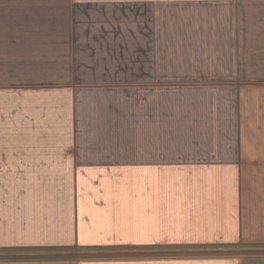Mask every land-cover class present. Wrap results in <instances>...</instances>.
<instances>
[{"label":"crops","instance_id":"0c3cea01","mask_svg":"<svg viewBox=\"0 0 264 264\" xmlns=\"http://www.w3.org/2000/svg\"><path fill=\"white\" fill-rule=\"evenodd\" d=\"M1 257L264 264V0H0Z\"/></svg>","mask_w":264,"mask_h":264},{"label":"rangeland","instance_id":"374dc122","mask_svg":"<svg viewBox=\"0 0 264 264\" xmlns=\"http://www.w3.org/2000/svg\"><path fill=\"white\" fill-rule=\"evenodd\" d=\"M23 253V252H22ZM6 255H12L11 253H5ZM26 254V253H25ZM50 253H38V257H40V258H43L44 256L43 255H47L46 257H49L48 255H49ZM27 255H35V254H27ZM236 256H242V253H237V255ZM51 257V256H50ZM1 259V261L2 260H7V259H9L10 260V258H6V259H4L3 257H1L0 258Z\"/></svg>","mask_w":264,"mask_h":264}]
</instances>
